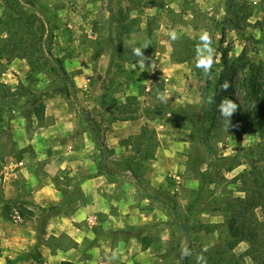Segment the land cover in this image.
I'll return each mask as SVG.
<instances>
[{"label": "rangeland", "instance_id": "374dc122", "mask_svg": "<svg viewBox=\"0 0 264 264\" xmlns=\"http://www.w3.org/2000/svg\"><path fill=\"white\" fill-rule=\"evenodd\" d=\"M35 1L50 21L51 52L65 73L55 63L51 73L33 74L25 60L0 61V82L40 94L44 105L37 120L31 111L38 104L19 90L0 101V264H55L46 258L66 229L48 236L52 219L92 201L99 214L107 205L103 218L112 229H97L105 240L91 242L99 255L86 264H182L185 252L190 263L207 264V249L228 238L226 202L244 195L239 175L253 162L264 167V138L224 120L210 124L205 100L215 94L224 53L237 70L232 83L251 68L264 77V0ZM2 7L0 0V22ZM121 15L138 30L122 33ZM76 55L85 59L69 61ZM61 106L75 111L79 126L70 138L56 136L57 143L45 112ZM86 220L84 229L102 225L98 216ZM140 239L150 241L148 252ZM246 249L240 243L233 253ZM238 262L255 264L249 257Z\"/></svg>", "mask_w": 264, "mask_h": 264}, {"label": "trees", "instance_id": "16d2710c", "mask_svg": "<svg viewBox=\"0 0 264 264\" xmlns=\"http://www.w3.org/2000/svg\"><path fill=\"white\" fill-rule=\"evenodd\" d=\"M229 9L228 5L225 11L228 12ZM46 15L43 9L36 6L35 0H3L0 22V61L9 64L14 60H25L30 73L33 74L51 73L54 70L51 63H55L65 73L61 60L54 57L51 52L49 41L52 30ZM119 19L118 22L123 27L122 33L129 34L138 30L137 25L124 23V15H121ZM221 66L223 71L217 81L215 94L205 100L206 121L215 124L218 120H224L234 131L255 132L259 134V137L264 138V77L261 71L259 68L248 69L249 74L244 75L243 79H239L235 84L232 83L231 77L237 70L234 69L233 64L229 65L225 53ZM18 90L20 95L28 97L30 105L38 104L37 108L31 112L37 120L42 119L44 105L39 102L40 94L29 91L23 86L12 89L8 84L0 82V101L13 98ZM237 91L240 92L239 97L235 96ZM2 113L3 109L0 108V116ZM87 129L90 128L87 127ZM246 156H249L250 160L253 159L251 154ZM239 179L242 187L240 191L244 195L226 202L223 213L228 238L222 247L213 251L207 249L205 252L207 264H239L238 261L243 260L244 257H249L255 264H264V167L256 166V162H253L252 169L248 173L241 172ZM257 209L260 210L261 217L257 215ZM24 211L27 210L20 211L22 217ZM28 213L34 216L33 212L28 211ZM44 226L45 224L41 223L39 228L41 234L45 233ZM149 242L140 239L143 248L150 245ZM240 243H246L247 249L242 255L235 257L233 250ZM39 245L40 241L37 237L35 247L38 248ZM39 257L36 256L35 259L38 260ZM190 262V254L185 252L182 264H193ZM60 264L69 263L61 262Z\"/></svg>", "mask_w": 264, "mask_h": 264}, {"label": "crops", "instance_id": "0c3cea01", "mask_svg": "<svg viewBox=\"0 0 264 264\" xmlns=\"http://www.w3.org/2000/svg\"><path fill=\"white\" fill-rule=\"evenodd\" d=\"M59 31H60V27H59ZM57 43H58L59 48H61L62 46L64 48H67V44H63V41H61L60 39L57 40ZM58 52L63 54V50H60V51L58 50ZM79 59H85V57H81L79 55H76V57L72 58L69 61H77ZM68 70H69V68H68ZM69 74L73 77L76 84H79L78 80L79 81L81 80L82 82H84L82 80L84 75H80V76L78 75V77H79L78 78L76 76V74L73 72H69ZM83 85H86V84L83 83ZM54 110H56V111H53L52 113H50L46 110L45 118L47 119V121H45V128L49 129L48 132L50 134H52L51 132L55 133L54 134L55 139H56V136H60L59 138H63V137L70 138V136H72V133L75 132L76 128L79 126L78 125L79 121H77L75 119V116H76L74 113L75 111L71 112L67 108H64L62 106L60 108H55ZM109 124H110L111 130H112L115 126L114 120H111L109 122ZM82 125H85L84 127H90L87 120H83ZM93 132L94 131L92 130V134H91L92 136L95 135V133H93ZM83 134H85V133H83ZM82 137H83V143L89 142L91 145H89L88 148H90L92 151H95V149H96L94 146L95 142L90 138L86 140L84 138V136H82ZM113 139L115 140V138H113ZM157 140L160 141L159 137H157ZM107 141L109 142V140H107ZM49 142H52V137L49 140ZM55 142L60 143V141L58 142V140ZM64 144H66V143H64ZM160 144L161 143L159 142V145ZM65 146L62 149L65 150L64 151L65 153H67L70 150H66ZM54 150H57V148H54ZM57 152H59V151H57ZM90 200H92V199L90 198ZM104 201L108 202L107 197L105 198ZM92 205H94L93 201L91 203L84 205V206H81L77 211H75L74 213H72L71 215H69L66 218L65 217L64 218H60V217L56 218L55 217L52 219L53 222L51 221L52 223L50 225V228L51 229L53 228V230L48 233V236L53 235L54 237H57L58 235L61 234L63 229H66L65 230L66 236H65V240L63 242H61L60 247L57 248L55 250V252H53V254H51L50 251L48 252L49 255L46 258L47 260L53 259L55 264H60L61 262H67L69 264H86L87 260H92L93 258H98L97 255H99V253H98L99 249L97 247H95V248L91 247V242L92 241L98 242L100 239H98L96 241L95 239H97V237H101V238H103V240H105L104 236L96 234V231H98L97 229H102L103 231H105V233H107L106 231H110V229H112V227H110L109 224H107V222H106L107 219L105 220V218H103V217L107 216V215H105L106 212L108 213V209H106L107 205L101 204L102 207H104L101 209V214H99L98 212H95L92 209ZM91 214L92 215L96 214L98 216V219H100L99 223H102V225L99 224L100 227L98 225H96V226L92 225V226H88L89 228L88 227H85V229L82 228L81 227L82 225H80V222L82 220L87 219L86 221H88V219L93 220L94 218L97 217L96 215H94L96 217L93 218V216H90ZM102 218H103V220H102ZM115 222H116V220H115ZM46 230L49 231V228ZM79 230L81 232L80 234H78V232H77ZM99 243H101V242H99ZM140 245H141V243L139 244V246ZM150 246H151V244L147 245V247H145V250L143 252L144 253L148 252L150 250ZM117 249L119 250L121 257L126 256V251H122V249H124L123 246L117 245ZM106 264H108V263H106ZM127 264H130V263L127 262Z\"/></svg>", "mask_w": 264, "mask_h": 264}, {"label": "clouds", "instance_id": "9594fccd", "mask_svg": "<svg viewBox=\"0 0 264 264\" xmlns=\"http://www.w3.org/2000/svg\"><path fill=\"white\" fill-rule=\"evenodd\" d=\"M173 38H175V34H174V33H173ZM202 39H203L205 42H208L209 37H208L207 34H205V35L202 37Z\"/></svg>", "mask_w": 264, "mask_h": 264}, {"label": "built area", "instance_id": "2783aa9c", "mask_svg": "<svg viewBox=\"0 0 264 264\" xmlns=\"http://www.w3.org/2000/svg\"><path fill=\"white\" fill-rule=\"evenodd\" d=\"M17 218H19L18 215H17Z\"/></svg>", "mask_w": 264, "mask_h": 264}]
</instances>
